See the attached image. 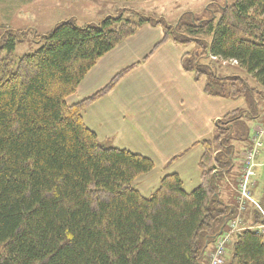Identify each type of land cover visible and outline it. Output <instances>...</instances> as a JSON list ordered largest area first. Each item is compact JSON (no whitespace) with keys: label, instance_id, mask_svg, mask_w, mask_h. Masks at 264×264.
Instances as JSON below:
<instances>
[{"label":"trees","instance_id":"trees-1","mask_svg":"<svg viewBox=\"0 0 264 264\" xmlns=\"http://www.w3.org/2000/svg\"><path fill=\"white\" fill-rule=\"evenodd\" d=\"M136 17L121 12L98 24L63 21L48 35L34 34L44 45L19 59L14 51L26 33L7 30L0 40V264H209L224 234L230 243L235 237L229 261L225 249L226 264H264V233L249 229L264 225L261 212L222 194L244 114H227L214 137L201 143L200 181L192 192L172 174L146 197L136 181L154 170V162L102 145L83 119L135 66L92 97L67 102L101 58L145 25L162 26L161 43L195 45L182 67L204 80L207 95L245 98L252 91L247 79L219 68L235 62L264 88V0H235L222 6L218 20L175 26ZM238 136L253 146L249 129ZM257 202L264 210V192Z\"/></svg>","mask_w":264,"mask_h":264},{"label":"crops","instance_id":"crops-1","mask_svg":"<svg viewBox=\"0 0 264 264\" xmlns=\"http://www.w3.org/2000/svg\"><path fill=\"white\" fill-rule=\"evenodd\" d=\"M71 1L59 0V5L72 8L68 6ZM97 3L93 6L96 11ZM102 10V19L111 15L110 11ZM61 17L57 22L69 19L79 22L80 19L72 11L63 12ZM100 21L89 20L92 23L86 24ZM164 37L162 26H143L101 58L76 93L67 99L69 105L78 104L103 90L119 73L135 66L112 90L84 111L83 119L102 145L128 150L154 162V170L136 181L138 190L146 197L154 193L164 177L172 174L181 177L186 192H192L200 181L199 161L204 154L201 143L214 137L219 120L243 109L238 104L239 99L207 95L204 80L195 79L193 73L182 67L187 50L170 40L161 43ZM248 119L244 115L241 121ZM249 142L244 145L245 149L249 148ZM261 155L257 157L255 186L251 190L258 201L261 197H255L254 189L258 186V170L264 164L259 161ZM235 161L234 168L223 178L221 185L225 200L237 205L236 185L242 160ZM245 213L240 217L250 223Z\"/></svg>","mask_w":264,"mask_h":264},{"label":"rangeland","instance_id":"rangeland-1","mask_svg":"<svg viewBox=\"0 0 264 264\" xmlns=\"http://www.w3.org/2000/svg\"><path fill=\"white\" fill-rule=\"evenodd\" d=\"M211 1L212 0H91L85 3L83 0H72L71 3H68V6H72V8H67L66 5L60 6L59 4L61 3L59 0H0V40L7 36V30H21L25 32L26 35L24 39L21 38V42L17 44L14 51L15 58L19 59L24 55L36 52L44 45V43H37L34 34L38 36L48 35L52 29L59 24L57 20L61 19L62 13L66 11L75 13V15L80 18L79 22L76 21L80 25H86V23H92L100 19L102 21V14L104 13L102 9H106V11H110L109 13L111 14L108 16L117 15L122 12L128 19L137 20L136 15L143 14L145 16H154L156 19L162 20L169 26H175L180 20H183L184 23H192L194 21L193 19L209 20L214 18V16H216L214 19L218 20L222 6H225L226 3L233 4L235 2V0H215L216 5H213ZM95 3L98 4L97 11L93 8ZM209 5L211 8L210 12L208 11ZM108 16L106 15L104 18ZM89 20L92 22H89ZM184 49L189 52L197 51L194 44L188 45L184 47ZM222 65L220 68L217 67L222 75L230 72H240L243 78L247 79L249 87L252 89L245 98H240L238 100L239 106L243 108L238 111L246 117H249V119L243 120V123H240V125L238 122L237 126L240 128L237 132L243 135L249 129L250 137H253L255 133L254 129L260 127L263 131L262 139L264 143V88L256 84V82L244 71L234 67L237 65L235 62L229 63L226 66ZM256 121H258V124ZM237 132L234 134L233 141L235 145L234 154L236 159L242 160V154L248 149L244 148L247 141L242 142L239 140ZM259 161L264 163V151ZM254 179L255 177L253 180ZM256 180L258 181V186L254 189V193H256L255 197L257 198V195L262 197L264 192V164H262V167L258 170V177ZM234 238L235 237L231 239V243L229 242V244H226V250L228 251L226 255L227 261H229L232 256ZM229 250L231 252H229ZM3 251L4 249L0 248V253H3Z\"/></svg>","mask_w":264,"mask_h":264},{"label":"built area","instance_id":"built-area-1","mask_svg":"<svg viewBox=\"0 0 264 264\" xmlns=\"http://www.w3.org/2000/svg\"><path fill=\"white\" fill-rule=\"evenodd\" d=\"M251 137L253 146L246 150L243 154L241 175L238 180V193L239 200L243 204V209L246 204H251L256 207L262 214V222L264 224V210L260 207L258 202L253 198L251 190L254 187L253 178L255 177L256 158L259 156L263 147L262 137L263 131L261 128L254 131ZM240 222V221H238ZM238 222L232 224L233 231L236 230ZM252 229L260 234L264 233V225L251 226ZM238 230V229H237ZM239 231V230H238ZM229 234H224L220 237L215 245V250L211 255L209 264H226L225 262V249L226 244L229 242Z\"/></svg>","mask_w":264,"mask_h":264}]
</instances>
